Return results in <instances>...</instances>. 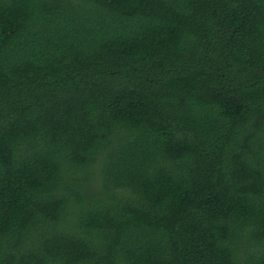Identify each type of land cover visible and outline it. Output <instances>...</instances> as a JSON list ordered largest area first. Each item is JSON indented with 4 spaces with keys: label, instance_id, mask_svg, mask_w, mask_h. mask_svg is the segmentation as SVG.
I'll return each instance as SVG.
<instances>
[{
    "label": "trees",
    "instance_id": "trees-1",
    "mask_svg": "<svg viewBox=\"0 0 264 264\" xmlns=\"http://www.w3.org/2000/svg\"><path fill=\"white\" fill-rule=\"evenodd\" d=\"M0 264H264V0H0Z\"/></svg>",
    "mask_w": 264,
    "mask_h": 264
}]
</instances>
